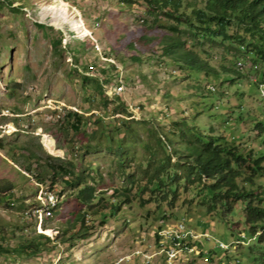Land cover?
Returning <instances> with one entry per match:
<instances>
[{
    "label": "rangeland",
    "instance_id": "obj_1",
    "mask_svg": "<svg viewBox=\"0 0 264 264\" xmlns=\"http://www.w3.org/2000/svg\"><path fill=\"white\" fill-rule=\"evenodd\" d=\"M143 18L153 21L140 5H128L123 0H0V141L5 145V150H0V185L2 181H11L15 194L10 204L0 203V228L5 227L6 238L13 237L12 230L18 236L36 232L49 236L56 244V248L32 257L0 252V264H111L119 256L133 257L130 253L140 247L143 252H150L148 246L154 244L157 230L182 218L197 235L204 236L196 240L198 254L187 257V261L193 258L188 264H264V243L257 242L248 233L241 205L236 213L223 220L206 214V207L200 204L199 190L181 192L172 209L166 201L159 204L151 200L144 204L143 199H150V193L138 191L144 184L143 170L153 160L145 145L153 143V148L157 147L150 139V128L156 125L169 129L168 118L176 117L183 108L189 110L194 94L183 93V88L188 90L185 85L200 80L204 86L215 87L212 90L217 94L204 102L209 107L215 104L208 113H233L231 123L223 122L229 134L234 128L233 133L238 136L247 122L251 126L257 120L264 122V98L253 83L254 79L260 82L261 75L257 72L260 66L253 69L246 59H234L248 76L234 84L225 81L220 85V79L214 78L207 84L195 74L187 79L175 78L173 75L181 71L177 64L148 54H143L141 59L132 58L138 53L128 50L127 43L140 33ZM161 21L169 23L164 17ZM58 38L62 39V46L56 51L53 42ZM83 41L89 42L84 45L86 48L75 51ZM212 51L219 54L217 66L232 64L230 59L221 58L228 53L224 46ZM93 64L106 67L108 73L104 76L99 68L86 72L84 67ZM84 74L102 78L110 100L122 93L120 96L130 114L113 115L115 103L103 106L98 101L96 83L85 82ZM119 79L124 87L118 86ZM218 93L226 96L219 97ZM199 94L207 95V92ZM243 108L251 112L240 121L238 117ZM66 110L85 113L86 136L58 130V119ZM92 113L102 115L107 122L116 121L106 131L116 143L125 144L131 162L129 175L122 172L116 154L106 149L109 141L99 142L90 136L99 129L93 123ZM121 119L130 121L134 136L126 128L116 131L122 127ZM246 136L251 137L250 143L256 150L264 152V134L256 135L253 131ZM14 143L29 145L43 157L60 156L65 161H73L78 168L88 167L92 183L98 192L106 191L107 199L114 201V194L131 188L132 200L123 204L119 212L107 210L103 214L105 218L88 215L86 226L92 229L76 235L77 227L67 228L72 211L79 209L77 200L69 197L72 189L57 185L54 194H48L47 198L48 187L39 183L35 175L24 176L21 172V167L33 163L35 168L37 164L21 154H18L19 163L15 164L6 155ZM87 143L99 148H87ZM161 155L158 152L156 157ZM176 160L173 156L172 162ZM54 195L55 198L50 197ZM54 203H59L58 212L47 213L49 205ZM98 207L95 202L92 210ZM22 227L24 232L20 230ZM64 234L72 235L73 242L64 244L56 240ZM222 242L229 247H221ZM16 243L14 238H0L3 246L12 247Z\"/></svg>",
    "mask_w": 264,
    "mask_h": 264
},
{
    "label": "trees",
    "instance_id": "obj_2",
    "mask_svg": "<svg viewBox=\"0 0 264 264\" xmlns=\"http://www.w3.org/2000/svg\"><path fill=\"white\" fill-rule=\"evenodd\" d=\"M123 1L128 5H140L143 13L153 18L151 22L147 18L140 19L142 22L140 33L128 41V50L138 53L132 55V58L141 59L143 54L156 56L180 66L181 71L173 75L175 78L187 79L195 74L199 75V79L203 78L205 82H210L211 78L215 81L220 79V85H223L225 81L234 84L235 81L248 79V76L234 62V59L237 61L246 59L253 69L260 66L257 72L261 75L260 82L264 81V70L261 69V66H264V0ZM162 17L169 23L163 24ZM88 41H83L81 47L74 50L82 51L86 48L84 45L89 44L90 41ZM53 44L54 49L58 51V48L62 46V39H56ZM218 46H224L228 51L221 58L230 59L232 64L222 63L217 66L216 59L219 54L212 50ZM232 51L234 54H231ZM111 66L115 68L113 64ZM84 68L89 73L93 68H99L104 76L109 70L96 64ZM85 74L83 75L85 82L96 83L100 96L98 101L103 106L108 107L109 104L115 103L113 115L130 114L127 103L121 96L117 94L114 100L109 99L103 87L102 78ZM260 82L254 79L253 83L258 86ZM117 84L120 87L125 86L121 79ZM210 86H204L200 80L198 83L185 85L188 90L183 88V93L190 91L194 94L193 100L189 103V110L186 111L183 108L176 117L168 118L169 129L156 125L150 128V139L156 143L157 147L153 148V143L145 145L152 153L153 160H150L147 168L143 170L144 184L142 183L138 191L150 193V199H143L144 204L151 200L159 204L166 201L169 209H172L176 206L181 192L185 194L194 189L199 190L202 197L200 204L206 207V214L223 220H227L230 215L236 213L238 205H241L244 213L243 222L248 233L255 237L257 242L264 243V152L256 150L250 143L251 137L246 136L248 132L253 131L256 135L264 134V122L257 120L253 126L249 122L245 123L243 131L239 132L238 136H235L234 128V133L232 131L230 134L227 133L223 122L231 123L233 113L207 112L213 110L212 107L215 104L209 107L204 102L205 99L209 100L210 95L217 94L213 93ZM199 92H207V95H200ZM218 96L224 97L226 94L218 93ZM241 110L238 117L240 121L245 119L244 115L249 109ZM92 114L93 123L97 124L99 129L93 131L90 136L99 142L105 139L109 141L106 149L116 154L122 172L129 175L131 162L130 156L125 151V144L116 143L113 135L106 131L108 125L116 121L107 122L102 115ZM121 120L122 127L116 131L126 128L134 136L130 130V121ZM237 123L242 122L237 121ZM58 124L60 132H73L83 136L88 134L87 118L83 112L66 110L65 114L58 119ZM98 146L86 144L87 148L92 149L99 148ZM57 147L60 149L58 145ZM0 150H5V145L1 141ZM158 152L162 155L156 157ZM18 154L27 161H34L37 164L35 168H32L33 163L21 167V172H24L22 174L35 175L39 183L48 187V193L54 194L57 185L72 189L69 197L77 200L79 209L72 211L67 228L77 227L76 235L83 233L84 229H92L86 226L88 215L105 218L103 214L107 210L113 209L119 212L123 204L130 203L132 200L131 188L114 194V201L107 199L106 191L98 192L92 183L93 178L88 172V167L78 168L73 161H65L60 156L43 157L31 146L22 143L12 144L6 155L18 164ZM173 156L177 157L174 162H172ZM94 171L98 170L94 169ZM0 188V203L10 204L11 197L15 195L14 183L8 180L2 181ZM115 192L119 191L116 189ZM58 195H61V192ZM95 202L99 207L92 210ZM183 202H187V197ZM84 207H88L87 210L83 209ZM48 210L49 214L58 212L59 203L49 205ZM163 217L168 218L166 215ZM20 230L25 231L24 227ZM260 231L262 233L258 235ZM12 236L6 238L5 227L0 228L1 240L17 239V243L12 247L0 244V252L18 257H32L45 250L56 248V244L50 237L43 233L35 232L33 235L18 236L12 230ZM56 240L67 244L73 242V236L68 237L64 234Z\"/></svg>",
    "mask_w": 264,
    "mask_h": 264
},
{
    "label": "bare ground",
    "instance_id": "obj_3",
    "mask_svg": "<svg viewBox=\"0 0 264 264\" xmlns=\"http://www.w3.org/2000/svg\"><path fill=\"white\" fill-rule=\"evenodd\" d=\"M261 84H264V82H262ZM211 88L214 89V87H211ZM260 92H261V95L264 97V87H262L261 85H260ZM48 194H50V193H47V198H48ZM173 235H174V228L173 227H165L162 231L157 230L156 240L157 241H166V242L156 243V250H172V253L180 254L179 255V262H189L186 259L187 257H189L190 255L198 254L196 244H193V248H186V253H185V247H189V240L188 239H180L179 241H174V239H169V238L173 237ZM198 238H200V235L193 234V241H196ZM221 247L226 249L229 247V245L224 243V246H221ZM134 252H135V250L132 253H134ZM149 253L150 252H143V254H133V257H131V258L127 257L126 255L119 256L112 263H120V261H122V262H136V261L137 262H146L147 261V255H150ZM156 258H158L160 260V254H152V261H158V259H156ZM141 264H150V263H141Z\"/></svg>",
    "mask_w": 264,
    "mask_h": 264
},
{
    "label": "built area",
    "instance_id": "obj_4",
    "mask_svg": "<svg viewBox=\"0 0 264 264\" xmlns=\"http://www.w3.org/2000/svg\"><path fill=\"white\" fill-rule=\"evenodd\" d=\"M262 87H264V84H260ZM122 94V93H121ZM120 94V95H121ZM119 95V96H120ZM55 198L54 196H50ZM187 220L182 218L177 223L173 225H166L160 227L158 230L162 231L165 227H173L174 228V235L173 237L169 239H174V241H179L180 239H188L189 240V247H185V253L186 248H193V244H196V241H193V234H196L191 228L187 225ZM200 237H204L200 234ZM166 241H157L155 240L153 245H150V255H147V261L146 262H122L120 263H112V264H141V263H150V264H188L193 258H189V262H179V255L180 254H174L172 253V250H156V243H161ZM220 246H224V243L222 242ZM131 254H143V248L140 247V249L136 250L134 253ZM152 254H160V261H152Z\"/></svg>",
    "mask_w": 264,
    "mask_h": 264
},
{
    "label": "clouds",
    "instance_id": "obj_5",
    "mask_svg": "<svg viewBox=\"0 0 264 264\" xmlns=\"http://www.w3.org/2000/svg\"><path fill=\"white\" fill-rule=\"evenodd\" d=\"M255 80H256V79H255ZM262 82H264V81H262ZM262 82H260L259 85H258L259 91H260V84H261ZM210 87H213V86H210ZM211 89H212V88H211ZM214 89H215V87H214ZM214 89H213V90H214ZM260 95H261V92H260ZM261 96H262V95H261ZM262 97H263V96H262Z\"/></svg>",
    "mask_w": 264,
    "mask_h": 264
}]
</instances>
